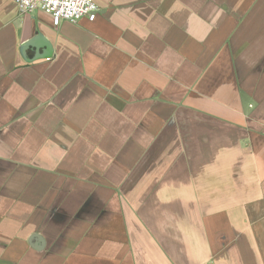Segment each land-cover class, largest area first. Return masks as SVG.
I'll list each match as a JSON object with an SVG mask.
<instances>
[{
  "label": "crops",
  "instance_id": "obj_1",
  "mask_svg": "<svg viewBox=\"0 0 264 264\" xmlns=\"http://www.w3.org/2000/svg\"><path fill=\"white\" fill-rule=\"evenodd\" d=\"M0 0V264H264V0Z\"/></svg>",
  "mask_w": 264,
  "mask_h": 264
},
{
  "label": "built area",
  "instance_id": "obj_2",
  "mask_svg": "<svg viewBox=\"0 0 264 264\" xmlns=\"http://www.w3.org/2000/svg\"><path fill=\"white\" fill-rule=\"evenodd\" d=\"M21 13L43 11L52 18L54 27L62 22L76 23L83 19L94 22L99 7L94 0H13Z\"/></svg>",
  "mask_w": 264,
  "mask_h": 264
}]
</instances>
